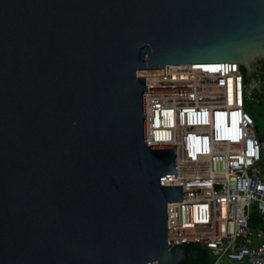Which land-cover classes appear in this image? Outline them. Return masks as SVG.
<instances>
[{"label": "water", "instance_id": "water-1", "mask_svg": "<svg viewBox=\"0 0 264 264\" xmlns=\"http://www.w3.org/2000/svg\"><path fill=\"white\" fill-rule=\"evenodd\" d=\"M264 63V0H0V264H178L175 146L144 78Z\"/></svg>", "mask_w": 264, "mask_h": 264}, {"label": "built area", "instance_id": "built-area-1", "mask_svg": "<svg viewBox=\"0 0 264 264\" xmlns=\"http://www.w3.org/2000/svg\"><path fill=\"white\" fill-rule=\"evenodd\" d=\"M251 76L238 64H199L144 78L146 144L175 146L176 177L159 184L182 194L166 207L167 240L209 249L214 264H264V231L249 225L254 210L264 215V139L246 110L253 94L264 99V78Z\"/></svg>", "mask_w": 264, "mask_h": 264}, {"label": "trees", "instance_id": "trees-1", "mask_svg": "<svg viewBox=\"0 0 264 264\" xmlns=\"http://www.w3.org/2000/svg\"><path fill=\"white\" fill-rule=\"evenodd\" d=\"M259 71H260V75L262 78H264V63H261L260 66L258 67ZM246 79L248 80L249 77H246ZM261 97V96H260ZM262 99V97H261ZM252 104H248L246 106V110L251 114V116L253 117L254 121L257 120V113L260 109L258 108H252L251 107ZM256 129V127H255ZM259 138V137H258ZM260 140L263 139V137L259 138ZM263 216H260L258 214L257 211H253L250 216H249V225L251 227V229H256L258 227L263 228L262 225H264V220H263ZM186 254H187V258L182 261L179 262L178 264H214V257L211 254L210 250L199 245V244H189L186 247Z\"/></svg>", "mask_w": 264, "mask_h": 264}, {"label": "rangeland", "instance_id": "rangeland-1", "mask_svg": "<svg viewBox=\"0 0 264 264\" xmlns=\"http://www.w3.org/2000/svg\"><path fill=\"white\" fill-rule=\"evenodd\" d=\"M255 78L256 76L255 74H253L251 76V80H254ZM252 98H253V104L251 107L260 109L257 113V120L255 121V127H256L255 131L259 138L263 137L264 139V99H261L260 95L257 93L253 94ZM261 166L264 170V156H262ZM262 178L264 179V175ZM253 231H255L254 228H253ZM222 264H249V263L247 262L239 263V262L228 260L227 258H223Z\"/></svg>", "mask_w": 264, "mask_h": 264}, {"label": "crops", "instance_id": "crops-1", "mask_svg": "<svg viewBox=\"0 0 264 264\" xmlns=\"http://www.w3.org/2000/svg\"><path fill=\"white\" fill-rule=\"evenodd\" d=\"M260 215V214H259ZM260 216H264V215H260ZM263 220H264V218H263ZM263 226V228L261 227V225H260V227H258V228H261L263 231H264V225H262ZM251 228V227H250ZM258 228H256L255 229V231H253V229H251L252 230V232H253V234H255V232H256V230L258 229ZM253 241H254V245H256V244H258L259 243V240L255 237V236H253ZM211 252V251H210ZM212 254V253H211ZM213 255V254H212ZM213 257H214V255H213ZM214 259H215V257H214ZM243 262H247L248 263V261H246V260H244ZM239 263H241V262H239Z\"/></svg>", "mask_w": 264, "mask_h": 264}]
</instances>
